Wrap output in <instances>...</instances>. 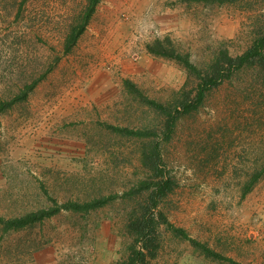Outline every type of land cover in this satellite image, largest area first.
Masks as SVG:
<instances>
[{"label": "rangeland", "instance_id": "374dc122", "mask_svg": "<svg viewBox=\"0 0 264 264\" xmlns=\"http://www.w3.org/2000/svg\"><path fill=\"white\" fill-rule=\"evenodd\" d=\"M86 4L0 0V103L37 81L0 114V219L99 202L0 223V264H123L137 250L133 264H264V64L233 72L170 131L148 103L193 99L199 82L149 46L167 39L205 70L264 37V0H100L64 54ZM142 219L143 234L129 227Z\"/></svg>", "mask_w": 264, "mask_h": 264}, {"label": "trees", "instance_id": "16d2710c", "mask_svg": "<svg viewBox=\"0 0 264 264\" xmlns=\"http://www.w3.org/2000/svg\"><path fill=\"white\" fill-rule=\"evenodd\" d=\"M100 0H87V4L83 10V12L77 16V19L74 24L71 25L65 39L63 45V53L68 54L72 48L76 45L78 39L82 35L87 26L89 20L91 19L92 14L94 13L95 7L99 3ZM195 2H214V3H225L232 0H192ZM264 49V37L256 40L253 45L242 55L237 57H230L228 54L224 52H220L212 61L211 65H209L205 70H199L194 64H192L188 57L182 56L177 53V51L170 46L169 41L166 39L164 41H156L152 46L148 47V51L158 57L171 59L181 64L182 67L187 71L189 75L196 76L199 80L196 85L195 95L193 99L189 97L184 98L181 101H177L170 107L159 106L153 101H149V105L153 108H156L161 114L165 116V124L168 128V131L173 129L177 119L181 115L189 114L190 112L196 110L199 106L202 105L204 99L206 97V93L212 89L220 86L223 81L227 78H230L232 73L238 71L246 66H254L255 64L263 65L264 57L263 51ZM37 81H34L32 84L27 85L21 91V93L16 96L10 102H2L0 103V114L4 112L8 107L10 108L12 104L26 98L28 92H30L36 85ZM184 97V96H183ZM123 133H132L128 130H120ZM133 134V133H132ZM259 174H257L258 176ZM256 175L254 176L252 183L258 178ZM170 189V182L165 180L160 182L156 186V193L159 195H164L166 191ZM250 189V185L245 189V193ZM99 203V202H97ZM96 202L93 204L88 203L83 206H79L77 204L63 205L62 207L46 210V211H38L35 213H29L23 217L4 221L0 219V223L3 224V228L7 230H20L27 226H32L36 222H40L46 218H50L56 213L59 212L60 209H70V210H86L88 208L94 207L97 205ZM129 227L135 229V231L141 232L147 231L151 227V222H148L146 219L136 220L129 224ZM178 234H180L183 238H187L186 234L182 230H175ZM140 235V234H139ZM193 246L200 247L204 254L208 257L214 259H226L216 254L208 249H205L193 240H188ZM132 254L127 257L126 262L123 264H133L138 261L141 263L144 261V255L139 250L132 251ZM233 264H237L232 260L228 259Z\"/></svg>", "mask_w": 264, "mask_h": 264}]
</instances>
